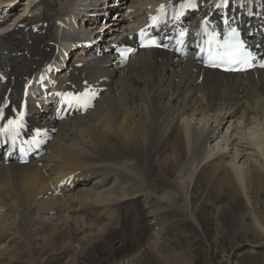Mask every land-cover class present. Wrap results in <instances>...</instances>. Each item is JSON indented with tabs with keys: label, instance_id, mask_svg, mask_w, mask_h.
<instances>
[{
	"label": "bare ground",
	"instance_id": "6f19581e",
	"mask_svg": "<svg viewBox=\"0 0 264 264\" xmlns=\"http://www.w3.org/2000/svg\"><path fill=\"white\" fill-rule=\"evenodd\" d=\"M191 2L0 0V127L23 103L25 130L43 148L27 163L0 159V264L25 263L14 251L33 257L43 243L31 264H54L58 235L86 246L75 264H134L143 243L161 253L156 264H195L197 254L170 240L176 225L163 216L201 229L209 218L196 210L206 200H224L219 209L242 235L234 248L250 232L264 241V68L223 73L154 49L125 62L113 55L114 44L132 45L151 12ZM194 2L201 10L188 18L197 23L223 9L221 0ZM239 4L255 13L242 16L246 23L263 29L264 0H229L226 9ZM46 74L51 94L92 92L79 103L89 107L56 114L64 103L37 84ZM238 198L247 212L232 211Z\"/></svg>",
	"mask_w": 264,
	"mask_h": 264
},
{
	"label": "rangeland",
	"instance_id": "374dc122",
	"mask_svg": "<svg viewBox=\"0 0 264 264\" xmlns=\"http://www.w3.org/2000/svg\"><path fill=\"white\" fill-rule=\"evenodd\" d=\"M18 9L20 10L17 13L21 14V10L24 9V6L21 5ZM0 19V21H2L3 18L0 17ZM8 23H10V21ZM74 57L76 56L73 54L71 58ZM221 131L224 132L225 127H223ZM212 143L213 142H211V144ZM211 195L212 196L210 197V199L212 200L214 193H212ZM258 203L260 206L259 209H262L264 207V192L261 193ZM222 204H224V200L218 199L213 203L210 202V200H206L198 205L196 214L198 216H208L209 218L203 227L204 229H196V227L192 224H184L180 222L179 218H172V214L164 215L163 217L167 220L168 223L176 225L174 229L170 231L168 230L167 232L170 240L175 243L178 249L181 246H184L189 251L197 254L195 264H264V241H261V243H259L258 241H260L261 238L258 237L257 234H254V232H250L247 234L246 238L249 239L250 242L240 244L235 248L232 246V242L241 240L242 235L237 233L235 234L232 231L234 226L233 224H235L234 218H232L231 213L224 214L219 209ZM231 206L232 211L235 213L242 214L247 212L248 210L247 206L245 205V201L242 198H238L231 204ZM119 221L122 222L121 220H118V224ZM247 222H249V219H247ZM67 237L68 236L66 235H58L54 237L55 239L53 238L54 244L57 243L55 244V248L53 247L51 249L57 256L56 263L54 264H75L72 262V259L74 260V257H78L80 253L85 255L87 251L86 246L81 247L83 249L78 248L79 246L74 247L75 243L70 240L71 238L68 237L69 239H67ZM124 237L125 236H123V238ZM99 239H101V241L104 240L103 237L100 238V236H97L94 241L97 240V242H101ZM69 243L73 244L71 245ZM45 244L43 243L41 247L32 250L31 253L33 257L27 255L26 250L24 249H16L13 253V255L16 256H13V259H25L28 262L27 263L25 261L26 264H31L30 258L35 259V257L38 258L40 255H42V248L46 247ZM64 249L67 251L70 249L69 259L68 257L66 259L67 254L63 253V251H65ZM74 250L76 251V253L74 252ZM16 251L18 253H16ZM19 251H21L22 253ZM135 253L137 256L134 264H156L155 260L161 254L153 247H149L146 243H143L140 249L138 248Z\"/></svg>",
	"mask_w": 264,
	"mask_h": 264
},
{
	"label": "snow or ice",
	"instance_id": "6c2138e0",
	"mask_svg": "<svg viewBox=\"0 0 264 264\" xmlns=\"http://www.w3.org/2000/svg\"><path fill=\"white\" fill-rule=\"evenodd\" d=\"M228 5H229V0H221V2L216 5V7L221 8V7H227ZM187 6L190 8H195L196 4L193 0V2L189 3ZM161 8H163V5L161 6ZM225 23H227V20L225 21ZM180 35L181 37H183L185 33L182 32ZM222 47L226 49L225 51L219 53V56L222 59V61L227 62L228 64L240 63L242 65H247L248 67L254 66L251 63V60L254 58L251 56L250 53L244 52L243 45L239 41H234L231 43L226 41ZM127 51L131 52L132 49H128ZM260 67H264V63H261ZM57 95H67L68 97H71V94L57 93ZM65 102L71 103V100L69 99L66 100ZM13 123H14L13 121H9V124H13ZM18 127L12 129H8V128L0 129V132L10 131L11 133L14 134L18 132Z\"/></svg>",
	"mask_w": 264,
	"mask_h": 264
}]
</instances>
